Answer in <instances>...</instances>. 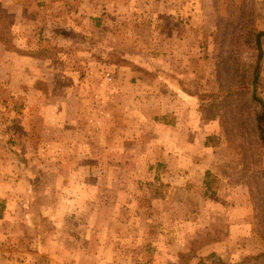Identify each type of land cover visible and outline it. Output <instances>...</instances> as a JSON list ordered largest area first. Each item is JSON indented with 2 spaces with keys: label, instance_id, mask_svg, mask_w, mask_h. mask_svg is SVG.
I'll list each match as a JSON object with an SVG mask.
<instances>
[{
  "label": "rangeland",
  "instance_id": "rangeland-1",
  "mask_svg": "<svg viewBox=\"0 0 264 264\" xmlns=\"http://www.w3.org/2000/svg\"><path fill=\"white\" fill-rule=\"evenodd\" d=\"M261 30L264 0H0V264H264Z\"/></svg>",
  "mask_w": 264,
  "mask_h": 264
},
{
  "label": "trees",
  "instance_id": "trees-1",
  "mask_svg": "<svg viewBox=\"0 0 264 264\" xmlns=\"http://www.w3.org/2000/svg\"><path fill=\"white\" fill-rule=\"evenodd\" d=\"M264 36V30L258 31L255 37L256 48L259 50L258 60L254 65L252 73V89H251V103L254 106V123L256 129V137L258 144L261 148L264 149V99L259 95L257 91V86L263 84L264 78L261 75V62L263 58V46H262V37ZM125 60V59H124ZM251 85V84H250ZM243 87V90L248 89L249 86ZM217 102H223L226 100L227 96L219 97ZM264 170V168H263ZM213 177L210 171H207L205 178V185L209 191L214 192L215 190L212 187ZM243 264V263H237Z\"/></svg>",
  "mask_w": 264,
  "mask_h": 264
}]
</instances>
